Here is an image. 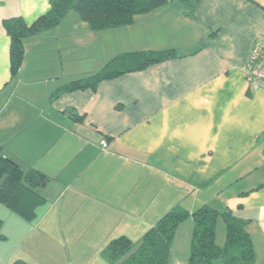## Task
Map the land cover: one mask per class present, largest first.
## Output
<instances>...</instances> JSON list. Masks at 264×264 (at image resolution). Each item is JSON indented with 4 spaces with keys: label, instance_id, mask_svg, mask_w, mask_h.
Masks as SVG:
<instances>
[{
    "label": "crops",
    "instance_id": "obj_1",
    "mask_svg": "<svg viewBox=\"0 0 264 264\" xmlns=\"http://www.w3.org/2000/svg\"><path fill=\"white\" fill-rule=\"evenodd\" d=\"M49 8L0 0V154L45 178L32 223L0 203V264H105L110 240L136 242L171 208L212 203L249 222L264 264V88L246 78L259 51L264 72V0H167L100 31L71 12L24 40L12 78L2 21ZM165 50L178 57L58 91L118 54ZM181 226L190 237L191 221Z\"/></svg>",
    "mask_w": 264,
    "mask_h": 264
},
{
    "label": "trees",
    "instance_id": "obj_2",
    "mask_svg": "<svg viewBox=\"0 0 264 264\" xmlns=\"http://www.w3.org/2000/svg\"><path fill=\"white\" fill-rule=\"evenodd\" d=\"M166 4L167 0H50L49 10L31 24H26L21 17L3 20L2 27L10 39L11 77L16 75L22 63L24 40L53 29L71 12L86 22L90 30L100 31L130 25L136 16ZM262 54L259 51L252 57L253 66H261ZM176 57L173 50L118 54L98 72L70 81L58 91L68 93L93 89L101 81L140 71ZM70 114L77 118L73 111ZM44 181V176L38 171L23 166L8 155L0 154V203L10 213L32 223L44 204V198L38 191ZM186 220L192 223L186 264H254V246L247 231L249 222L236 218L230 210L220 211L210 205H203L194 211L175 206L136 242L125 236L110 240L102 251L105 264H170L175 236L179 226ZM218 220L224 225L222 244L217 242ZM2 223L0 219V239L3 238Z\"/></svg>",
    "mask_w": 264,
    "mask_h": 264
},
{
    "label": "rangeland",
    "instance_id": "obj_3",
    "mask_svg": "<svg viewBox=\"0 0 264 264\" xmlns=\"http://www.w3.org/2000/svg\"><path fill=\"white\" fill-rule=\"evenodd\" d=\"M203 187V186H200ZM214 188L212 187L211 190H213ZM223 195H221L222 197ZM212 205L211 207L215 208L214 206L216 205L215 203L210 204ZM181 226V225H180ZM224 226L220 225L218 228V235L220 239L222 238L223 235L220 234V232L224 231ZM186 228V227H184ZM223 229V231H222ZM181 231V233L175 238V241L178 242L174 249H173V259L171 260L170 264H186L187 263V258H188V250H189V243H188V239L189 237L184 236L186 233H183L185 229H183V227L181 226V229H179ZM179 232V231H178Z\"/></svg>",
    "mask_w": 264,
    "mask_h": 264
},
{
    "label": "built area",
    "instance_id": "obj_4",
    "mask_svg": "<svg viewBox=\"0 0 264 264\" xmlns=\"http://www.w3.org/2000/svg\"><path fill=\"white\" fill-rule=\"evenodd\" d=\"M246 78L248 82L253 83L258 87L264 88V72L261 70L260 65L253 66L252 59L246 68Z\"/></svg>",
    "mask_w": 264,
    "mask_h": 264
}]
</instances>
